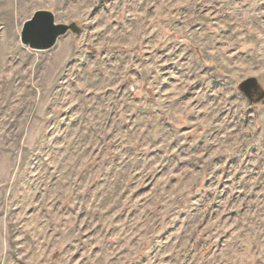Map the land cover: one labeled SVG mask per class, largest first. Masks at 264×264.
Returning a JSON list of instances; mask_svg holds the SVG:
<instances>
[{
	"label": "rangeland",
	"instance_id": "rangeland-1",
	"mask_svg": "<svg viewBox=\"0 0 264 264\" xmlns=\"http://www.w3.org/2000/svg\"><path fill=\"white\" fill-rule=\"evenodd\" d=\"M251 77L264 0H0V264H264Z\"/></svg>",
	"mask_w": 264,
	"mask_h": 264
},
{
	"label": "water",
	"instance_id": "water-1",
	"mask_svg": "<svg viewBox=\"0 0 264 264\" xmlns=\"http://www.w3.org/2000/svg\"><path fill=\"white\" fill-rule=\"evenodd\" d=\"M69 32L79 35L82 32V27L75 21L58 23L55 14L51 10L39 9L24 22L20 39L22 44L33 50H48L56 45L61 36ZM238 87L252 101H260L264 96V92L261 90L257 98L250 94L252 87L257 90L259 88L257 80L253 77L242 81Z\"/></svg>",
	"mask_w": 264,
	"mask_h": 264
},
{
	"label": "flooded vegetation",
	"instance_id": "flooded-vegetation-1",
	"mask_svg": "<svg viewBox=\"0 0 264 264\" xmlns=\"http://www.w3.org/2000/svg\"><path fill=\"white\" fill-rule=\"evenodd\" d=\"M250 94H251L253 97H257V90H256L254 87H252V88L250 89Z\"/></svg>",
	"mask_w": 264,
	"mask_h": 264
}]
</instances>
